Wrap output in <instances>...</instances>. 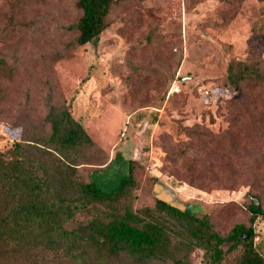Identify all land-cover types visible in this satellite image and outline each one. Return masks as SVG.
I'll use <instances>...</instances> for the list:
<instances>
[{
	"label": "rangeland",
	"instance_id": "1",
	"mask_svg": "<svg viewBox=\"0 0 264 264\" xmlns=\"http://www.w3.org/2000/svg\"><path fill=\"white\" fill-rule=\"evenodd\" d=\"M73 2L0 0V56L14 68L0 81V151L41 127L50 78L53 103L71 102L109 159L134 161L135 209L155 193L197 216L213 210L222 234L246 221L247 193L264 209V144L249 125L264 122V83L226 82L230 63L264 69V0H120L95 43L66 50Z\"/></svg>",
	"mask_w": 264,
	"mask_h": 264
},
{
	"label": "trees",
	"instance_id": "2",
	"mask_svg": "<svg viewBox=\"0 0 264 264\" xmlns=\"http://www.w3.org/2000/svg\"><path fill=\"white\" fill-rule=\"evenodd\" d=\"M119 2L74 0L80 15L66 27L75 34L66 50L95 43ZM13 74L0 56V81ZM247 80L264 83V69L228 65L227 85L239 91ZM45 83L41 127H23L19 140L0 151V264H193L197 250L201 264H264L257 243L264 209L257 193L246 194V221L225 234L214 226L213 210L197 216L155 193L152 206L135 209L134 161L120 153L109 159L72 116L71 102L53 103L54 85L50 78ZM249 125L264 144V122L251 117ZM92 165L85 177L80 168ZM150 180L154 190L160 181Z\"/></svg>",
	"mask_w": 264,
	"mask_h": 264
},
{
	"label": "crops",
	"instance_id": "3",
	"mask_svg": "<svg viewBox=\"0 0 264 264\" xmlns=\"http://www.w3.org/2000/svg\"><path fill=\"white\" fill-rule=\"evenodd\" d=\"M257 239H258V241H257L258 248H259L261 254L264 256V228H263L262 235L260 237H258Z\"/></svg>",
	"mask_w": 264,
	"mask_h": 264
},
{
	"label": "water",
	"instance_id": "4",
	"mask_svg": "<svg viewBox=\"0 0 264 264\" xmlns=\"http://www.w3.org/2000/svg\"><path fill=\"white\" fill-rule=\"evenodd\" d=\"M251 200L253 201L255 207H257L259 205V202L256 198L251 197ZM241 236L243 237L244 240L247 239V236L245 234H242Z\"/></svg>",
	"mask_w": 264,
	"mask_h": 264
}]
</instances>
